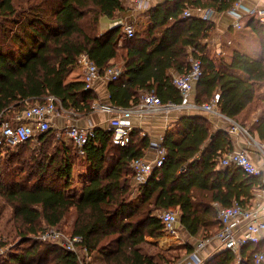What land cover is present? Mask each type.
<instances>
[{
  "label": "trees",
  "instance_id": "1",
  "mask_svg": "<svg viewBox=\"0 0 264 264\" xmlns=\"http://www.w3.org/2000/svg\"><path fill=\"white\" fill-rule=\"evenodd\" d=\"M15 1L0 0V119H13L50 95L65 110L92 112L96 91L83 80L67 81L84 53L102 72L122 63L120 78L109 82V99L116 106L135 107L151 92L163 103L181 104L184 97L173 77L188 72L192 58L201 60L203 68L196 82V102L211 101L208 51L203 41L213 23L206 15L193 13L194 9H209L211 0L160 2L148 11L147 29L132 37L125 34L123 25L105 32L100 29L104 16L114 18L125 9V0H41L32 3L31 14L19 9ZM238 1L218 0V9L228 10ZM186 9L192 13L184 15ZM249 27L258 35V54L235 47L222 58L217 71V108L235 120L264 83V23L255 16ZM175 122L163 136L164 164L155 167L138 189L131 163L145 156L152 140L137 130L130 143L122 146L114 142L112 130L96 128L82 155L72 143L64 142L49 151L48 141L56 137L49 129L19 145L35 141L40 151L32 152L31 164L16 167H2V157L10 163L20 155L0 147V195L14 209L21 238L9 255L0 253V264H85L75 251L32 237L44 225L58 226L71 212L68 234L83 238L82 244L92 255L90 264L96 258L103 264L172 263L178 255L171 256L147 239L166 234L159 214L169 209L179 212L180 224L188 234L196 235L202 226L205 238L213 236L221 227L216 204L229 206L238 200L245 205L244 192L231 168L216 167L220 145L208 117L183 113ZM256 130L264 140V111ZM198 157L209 161L203 173L194 170ZM79 161L89 167L90 179L82 195L76 196L72 190ZM260 178L248 176L247 180L255 186L261 184ZM146 245L158 251L150 252ZM185 246L189 252L193 250L191 244ZM250 246L255 249H248ZM262 247L261 243L244 246L239 262L238 254L224 249L205 264H255L254 255Z\"/></svg>",
  "mask_w": 264,
  "mask_h": 264
},
{
  "label": "crops",
  "instance_id": "2",
  "mask_svg": "<svg viewBox=\"0 0 264 264\" xmlns=\"http://www.w3.org/2000/svg\"><path fill=\"white\" fill-rule=\"evenodd\" d=\"M163 1L165 0H148L141 5H136L133 0H125V9L119 11L114 18L104 16L101 19L100 29L102 32H105L117 25H124L126 22L133 21L138 27L137 31L143 32L149 25L148 11ZM211 1L212 5L209 9H194L193 13L198 15L209 14L213 23L209 37L203 41L207 45L208 72L211 79L209 86L211 101L204 102L203 105L210 103L218 109L219 85L217 82V71L219 70L221 60L223 57L229 56V52L235 47H239L242 51L253 55L258 54L259 38L251 30L249 23L253 17L256 16L260 19V14H264V0H241L236 8L223 11L218 9V0ZM238 16H240V19H238ZM237 22H240V26L236 25ZM75 80H83V69L80 66L73 69L67 76V81ZM196 82L183 108H175L167 112L160 111L154 115L133 114L127 118L130 124L133 125L134 130L140 131L142 135H149L152 140V145L147 149L144 158L153 160L156 155L154 145L161 140L167 131L164 126L160 125L161 122H168L171 128L176 125V117L183 113L206 116L213 124L214 134L218 136L220 155H226L232 151H246L253 162L262 169L261 184H256L255 186H251L248 183V176L241 170H232L244 192L243 198L247 202L245 205L258 208L264 212V140L260 139L256 130L258 117L264 111V83L258 85L254 101L235 120L222 113V115L212 117L204 109L203 105L198 104L196 102ZM91 88L98 94L95 109L92 112L87 114L76 110H65L60 106V113L53 118L51 127H55L58 133H64L65 128L72 124L82 127L94 126L95 128L110 129L111 115L99 108V104L110 102L109 82L105 78H99L93 83ZM234 123L239 124L247 131H233L232 125ZM208 166L209 161L206 159L201 160L200 157L194 159V170L196 173H203ZM216 167L217 169H224L219 165V162ZM216 206L219 209L223 205L218 203ZM238 230L242 232L240 227ZM215 234L209 238H205V230L201 226L196 235H190L179 224L178 234L171 235L166 233V235L152 239V241L159 244L163 250L169 251L171 256L177 257L178 254L172 255V252L176 249L182 252L179 254L180 257L173 260L172 263L193 264L191 257L195 253L207 262L225 249ZM202 240L205 244L202 248L198 249L197 244ZM188 243L193 247V250L190 252L185 249V244ZM260 243L261 247L263 246L262 248H264V240ZM248 249L253 250L255 248L250 246Z\"/></svg>",
  "mask_w": 264,
  "mask_h": 264
},
{
  "label": "built area",
  "instance_id": "3",
  "mask_svg": "<svg viewBox=\"0 0 264 264\" xmlns=\"http://www.w3.org/2000/svg\"><path fill=\"white\" fill-rule=\"evenodd\" d=\"M133 1L136 5H141L148 0ZM240 1L236 2L232 9L236 8ZM191 13L192 10L186 9L184 15ZM206 16L210 18L209 14ZM238 19H240V16H238ZM260 19L264 22L263 13L260 14ZM236 25L240 26V22H237ZM136 27L133 21H129L124 23L123 30L127 36L132 37L136 34ZM191 60L192 65L188 72L175 74L173 77V83L181 90V94L184 97V102L181 104L163 103L154 92L147 94L143 101L135 107H119L111 102L99 104V108L102 111L111 115L110 130L113 132L115 143L122 146H127L130 143L134 127L127 118L133 114L154 115L160 111L167 112L185 106L187 97L194 89V83L203 73L201 60L193 58ZM78 66L83 69V81L88 88H91L93 83L99 78H105V80L110 82L119 79L123 73L122 65L108 67L105 72H102L96 62L86 53L80 56ZM60 106V100L56 96L50 95L46 100L28 106L13 120L0 119V147L14 149L30 138L35 137L38 133L49 130L52 126L53 118L60 113ZM203 107L212 117L222 115L210 103H205ZM160 125L166 129L170 128V124L166 121L161 122ZM232 130L235 132L247 131L237 123L232 125ZM57 135L58 137L66 136L78 149L79 153L83 155L85 153V145L96 135V128L94 126L82 127L72 124L65 128L64 133H57ZM154 148L156 155L153 160H147L142 157L134 159L131 163L134 170L133 181L136 189L149 178L155 167H161L166 160L167 150L163 145V137L154 145ZM218 162L223 168L239 169L248 176H263L262 169L253 162L246 151H232L226 155H221ZM218 216L221 227L217 230L215 236L221 241L225 249H230L240 255L244 246L257 245L264 240V212L260 209L234 200L229 206H221L218 209ZM159 217L164 223V229L167 234H178L180 215L177 210H165L159 214ZM239 227L242 232L238 230ZM37 237L41 240L55 241L62 247L75 251L83 258L85 264H90L92 255L89 254L88 248L82 244L83 238L80 235H66L56 227H47L40 231ZM204 244L203 240L199 241L197 248H202ZM5 251V248H0V253H5ZM254 256L255 264H264V250L257 251ZM191 258L193 259V264H205V260L196 253ZM240 260H242L241 256L238 257L237 262Z\"/></svg>",
  "mask_w": 264,
  "mask_h": 264
},
{
  "label": "rangeland",
  "instance_id": "4",
  "mask_svg": "<svg viewBox=\"0 0 264 264\" xmlns=\"http://www.w3.org/2000/svg\"><path fill=\"white\" fill-rule=\"evenodd\" d=\"M41 0H16V6L19 9H25L26 13L31 14L32 10V3L40 2ZM136 30H138V27H136ZM120 62V61H119ZM116 63V65H122V63ZM59 105V104H58ZM13 120V119H9ZM53 132H56V137L51 139V142L48 141L47 146H50L49 151H54L57 146L61 145V142H64L71 146V141L66 138V136L58 137L57 133L58 130L55 129V127L50 128ZM62 146V145H61ZM12 151L18 153L20 155V158L7 163V157H2V167H6L9 165H13V167L16 166H22L24 162H27L28 164H31L32 161V152H36V154H39L40 151V144H38L35 141H31L30 143L24 145V146H18L14 149H11ZM5 154V153H4ZM11 167V166H10ZM75 173H76V184L73 187L72 192L76 196H81L83 193V188L85 184L90 179V171L88 166H84V164H81V161H79L75 166ZM73 221V212L70 213L68 218H66L61 224L56 226L57 229L63 231L66 235H68L69 231L71 230V223ZM43 228H47L46 225L43 226ZM166 235V234H165ZM33 238H37V236L32 235ZM147 239L152 241V239H156L150 236H147ZM21 242L20 234L18 233L16 229V221L14 218V209L11 206L10 203H8L1 195H0V245L3 243L1 247L5 248V254L9 255V252H13L15 247L18 245V243ZM175 247V246H174ZM158 248L160 245L158 244ZM158 248L151 245H146V249H148L150 252H156L158 251ZM172 255H177L180 257V253H182L179 249H176L172 252ZM171 254V253H170ZM178 257V258H179ZM92 264H103V261L101 262L100 259L96 258V260Z\"/></svg>",
  "mask_w": 264,
  "mask_h": 264
}]
</instances>
